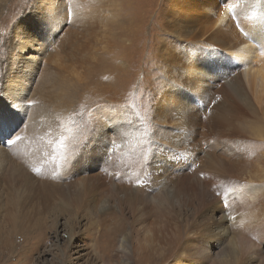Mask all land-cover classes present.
<instances>
[{
  "label": "rangeland",
  "instance_id": "obj_1",
  "mask_svg": "<svg viewBox=\"0 0 264 264\" xmlns=\"http://www.w3.org/2000/svg\"><path fill=\"white\" fill-rule=\"evenodd\" d=\"M166 5V0H0V129L10 131L8 139L29 141L34 157L44 159L54 153L56 158L50 169L54 175L60 173L55 164L57 159H74L85 142L96 145L95 149L89 148L102 157V164L94 171L98 174L96 185L107 201L97 205L101 206L97 216L81 208L76 213L71 211L70 217L65 213L55 222L47 221L38 230L30 227L33 234H51L52 238L45 245L43 235L38 237L37 247L28 250L31 260L27 264H71L70 258L75 264H90L94 255L89 252V244L97 235L110 230H116V234H136L138 244L146 243V234H172L178 240L169 245H175L174 251H179L193 245V240L196 244L202 234L211 233L209 217L215 221L221 218L229 223L234 221L238 210L245 208L242 189L246 185H264V159L260 157L264 148L257 146L264 141V120L252 123L238 92L230 85L211 84L202 88L196 85L192 89L189 72L184 68L191 61L188 49L186 55L180 47L169 52L168 46L162 44L171 35L163 24ZM20 45L27 47L21 50ZM171 53L181 56L182 67L175 69ZM208 62L215 72L225 75L223 65L217 66L212 58L203 59L204 66ZM172 93L175 95L170 96ZM13 96H20L15 104ZM186 99L200 103L206 114L193 135L188 133L192 136L188 138L189 148L171 144L182 134L187 135L181 126H186L183 124L187 120ZM224 100H234L231 102L234 108H243H236L240 117H232L230 125L224 118ZM24 108L25 116L18 112ZM203 124L212 128L201 130ZM231 129L237 131L236 135ZM213 138L234 139L233 149L241 157L237 166L223 174L217 170L226 168L227 162H221L226 154L212 150L210 154L215 160H211L202 153V146L213 142ZM61 141L63 147L54 152L53 148ZM42 147L49 149V153ZM255 147V153L249 155ZM168 150V155L181 154L178 155L183 167L178 173L183 172L190 183L189 207L175 198L168 202L170 207L166 204L160 207L153 199L155 194L167 190L153 178V167L155 158ZM124 161L132 165L121 164ZM30 166L34 185H38L47 174L39 162L33 161ZM7 172L5 157H0L1 207L6 202L3 200L6 192L8 197L13 196L11 193L18 196L19 186L13 191L2 180ZM71 176L77 177L73 172ZM144 179L152 185L150 194L145 199L138 197L133 204L126 202L131 194H136V187L147 188ZM59 184L64 188L68 184L76 196L79 193L77 179L68 183L60 179ZM226 189L230 190L227 208L223 199ZM124 192L129 193L127 197ZM72 219L73 223H69ZM115 223L119 227L113 229ZM70 231L85 235L74 239L73 248L75 245L80 248L76 250L78 253L72 250L68 257L60 250L65 248ZM226 245L225 241L220 242L214 252ZM139 252L137 248L132 256ZM22 261L18 256H0V264H23ZM110 263L117 262L111 258Z\"/></svg>",
  "mask_w": 264,
  "mask_h": 264
},
{
  "label": "bare ground",
  "instance_id": "obj_2",
  "mask_svg": "<svg viewBox=\"0 0 264 264\" xmlns=\"http://www.w3.org/2000/svg\"><path fill=\"white\" fill-rule=\"evenodd\" d=\"M166 1L163 24L171 35L168 40L170 44L165 41L162 44L168 46L169 52H175L180 47L179 50H183L186 55L188 49L191 61L184 68L189 72V82H191L192 89L196 85L201 88L211 84H214L213 86L230 85L231 89L238 92L240 97L238 99L241 101L242 107L249 112V116L253 119L252 123L254 121L258 122L260 119L264 120V0ZM178 22L181 24L179 25ZM26 47V45L19 46L21 50ZM171 56L174 62V64H171L176 65V68H173L182 67L180 66L181 56H174L172 53ZM209 58L214 59L217 66L223 65L224 76L215 72L210 62L204 66L203 59L208 60ZM66 95H68V92L65 90ZM174 95L172 93L170 96ZM19 99L20 96H13V104L17 103ZM238 99L236 100L238 101ZM62 100L67 101L65 97ZM231 102L224 100L225 116H223L226 120H229V125L232 117H240L237 109L243 110L241 106L239 108L236 106L237 109L234 108ZM186 105L187 120L183 122L186 126H181L187 135L182 134L177 141L176 138L171 144L188 146L189 148L188 138L192 137L189 134L193 135L201 117L205 118L206 114L205 111L201 110L202 105L200 103L186 99ZM233 122L232 124H234ZM214 124H217L216 119H214ZM232 126L237 127L236 125ZM209 128H212V125L203 124L201 130L207 131ZM217 130L215 131L217 132ZM231 130L234 131V129ZM241 131L243 132V130ZM241 131H238V133ZM236 132L234 131V134ZM8 134H10L9 130L0 129V157H5L8 170L2 180L8 189L12 188L14 191V187L19 186V188L17 189L18 196L10 192L13 196L8 197L6 192L3 197L6 202L3 207L0 206V248H2L0 256L2 258L6 255H10V257L18 256L23 260V264H27L31 260L28 250L37 247V240L40 235H43L45 245H48L49 240L52 238L51 234H33L30 227H36L38 230L41 226L47 224V221L55 222L65 213H68L65 216L70 217L71 211L76 213L81 208L93 217L99 215L98 212L101 210V206L97 207V205L107 202L98 190L96 185L98 174L94 173L102 164V157L94 154L91 149L78 151L77 156L74 159L71 158L68 162L62 158L57 159L55 164L60 169V173L54 175L50 172L54 165L51 161L56 158L54 153L51 152L47 155L44 153L46 155L44 159L34 157L32 156L33 148L31 149L29 141L20 139L8 144L7 141L12 140L8 139ZM227 135L229 136V133ZM215 136L218 138L217 134ZM234 144H236V141L229 138L228 140L214 139L213 142L211 141L209 144L202 146V153L209 155L211 160H215L210 154L212 150L226 154V159L221 157V159H224V161L221 160L223 164L227 162L226 168H218L221 169L217 170L218 174H223V171L237 166V163L241 160V157L233 149ZM169 145L167 144V149ZM257 146L264 148V141L259 142ZM41 149L49 153V149L44 147ZM255 149L257 147L252 148L249 155L254 154ZM169 152L168 150L164 155L155 158L153 178L159 185L165 186L167 190L163 192L164 194L161 192L155 194L153 199L160 207L164 204L170 207L168 202L172 198L177 199L182 206L189 207L190 198L187 197V194L189 196L190 183L182 174L183 172L178 173V170L183 167L182 161H179L182 158L178 155L180 153H172L171 150L172 154L168 155ZM260 152V157L263 160L264 151ZM31 159L32 161H30ZM77 160L78 162H76ZM219 160L218 162H220ZM33 161L41 163L44 168L43 173L47 174L39 181L38 185H34L32 180L30 163ZM218 162L216 161V163ZM121 164L132 165L127 161ZM257 170L258 165L255 167V171ZM72 172L77 176L76 178H72ZM60 179H65L67 183L77 179L79 185L77 196L72 194L68 184L66 188L62 187L59 184ZM144 181L147 183V188L145 187L146 189L143 190L142 187H136L135 192L137 195L131 194L130 201L126 200V202L133 204L138 201V197L145 199V195L150 194L152 185L147 179H144ZM242 192V197L245 196L242 198L245 208L238 210L233 218L234 221L229 220V223L225 218L215 221L214 217H209L208 225L212 228V231L210 234H202V239L197 241L196 244L193 240V245L189 246L188 244L187 248L174 251L175 245L171 246L169 244H175L178 239L172 234H146L144 239L146 243L138 244L135 238L136 234H129V232L116 234V230H110L107 234L97 235L98 237L92 241V244H89V252L94 255V261L90 264H97L96 262L112 264L110 263L111 258L117 262L116 264H264V185L249 183L242 189ZM128 194L124 192L125 197ZM121 202L122 200L119 197L118 208L120 212L123 209ZM172 217L175 218V216ZM69 223H73V219ZM227 223L230 225L228 226ZM117 227H119L118 223H115L113 229ZM73 232L70 231L67 234V244L65 248L60 250V253L64 256L70 257L72 250L76 253L80 245H75L73 248L72 243L75 238L81 239L83 238L81 236L85 235L74 234ZM172 236L174 237L172 238ZM185 241L189 242V239ZM224 241L227 244L225 249L214 252V248ZM137 248H140V252L132 256L136 253ZM68 261L75 264L72 258Z\"/></svg>",
  "mask_w": 264,
  "mask_h": 264
},
{
  "label": "snow or ice",
  "instance_id": "obj_3",
  "mask_svg": "<svg viewBox=\"0 0 264 264\" xmlns=\"http://www.w3.org/2000/svg\"><path fill=\"white\" fill-rule=\"evenodd\" d=\"M69 16H71V10H69ZM29 103H31V102H29ZM12 106L15 107V105H12ZM26 111H27L26 108H24L23 110H18V112H22V113L24 114V116L26 115ZM16 139H20V137L17 136ZM14 142H15V141H13V140H8V141H7L8 144H12V143H14ZM62 147H63V142L61 141V142H59V143L56 145V147L53 148V151H54V152H55V151H58V150H60ZM90 147H91L92 149H95L96 145L89 146V145L87 144V142H85V144H84V146H83V148H82V151L88 150ZM105 147H106V145H105ZM65 161L68 162V161H69V157H65ZM76 162H78V160H77ZM229 191H230V190H227V189H226L225 192H224V194H223V199H224L225 208L228 207V199H227V198H228ZM217 194L219 195V193H217Z\"/></svg>",
  "mask_w": 264,
  "mask_h": 264
}]
</instances>
